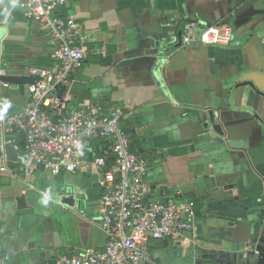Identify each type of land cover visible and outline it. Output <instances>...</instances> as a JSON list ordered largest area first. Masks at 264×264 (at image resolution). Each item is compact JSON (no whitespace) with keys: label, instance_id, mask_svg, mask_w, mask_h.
<instances>
[{"label":"crops","instance_id":"crops-1","mask_svg":"<svg viewBox=\"0 0 264 264\" xmlns=\"http://www.w3.org/2000/svg\"><path fill=\"white\" fill-rule=\"evenodd\" d=\"M20 1L0 0V68L30 76L29 67L56 63L54 44ZM55 12L89 38L87 59L65 87L68 108L87 101L120 110L147 162V197L196 203L185 247L149 240L156 264H242L248 246L264 243V0H66ZM187 21L229 26L232 40L178 45ZM28 84H0L2 115L27 105ZM7 136L0 133V146ZM24 150L21 136L10 154L19 165L0 157V264L103 248L94 169L52 176L23 164Z\"/></svg>","mask_w":264,"mask_h":264},{"label":"built area","instance_id":"built-area-1","mask_svg":"<svg viewBox=\"0 0 264 264\" xmlns=\"http://www.w3.org/2000/svg\"><path fill=\"white\" fill-rule=\"evenodd\" d=\"M65 2H19L29 19L43 23L44 37L54 44L56 63L51 68H28L29 75L35 78L28 84V103L13 114L0 113V133H20L25 148L23 164L41 167L52 176L94 169L101 189L100 227L107 240L101 249L77 248L38 264H156L148 249L149 240L172 239L185 247L196 233V203L147 197V162L131 150V136L121 124L120 110L87 101L68 108L65 87L87 59L89 38L73 17L55 12ZM231 40L229 26H202L187 21L181 28V45L185 46L227 45ZM260 41L264 45V36ZM5 75L0 68V84L9 86V82L2 80ZM97 138L110 142V157H89ZM12 141H4L0 146L2 159L4 145ZM109 160L111 167L107 168ZM8 257L7 254L5 259Z\"/></svg>","mask_w":264,"mask_h":264},{"label":"water","instance_id":"water-1","mask_svg":"<svg viewBox=\"0 0 264 264\" xmlns=\"http://www.w3.org/2000/svg\"><path fill=\"white\" fill-rule=\"evenodd\" d=\"M181 44V34H179V42L178 45ZM2 79L6 82L12 83V84H27V83H33L35 81L34 77L25 76V75H5L2 77ZM210 127L212 130H214L217 133H222V130L220 128L219 124H216L214 121V117L212 114H210ZM13 140V141H12ZM5 141H12L11 143H6L3 147V154L9 155V158L7 160V166H17L19 165L18 162H15L16 159L11 157V148L13 146H20L21 145V135H17L15 137L13 136H7L5 138ZM2 152L0 151V155ZM15 162V164H13ZM247 255L245 256V260L242 264H264V243L258 242L254 246H248L247 247Z\"/></svg>","mask_w":264,"mask_h":264},{"label":"trees","instance_id":"trees-1","mask_svg":"<svg viewBox=\"0 0 264 264\" xmlns=\"http://www.w3.org/2000/svg\"><path fill=\"white\" fill-rule=\"evenodd\" d=\"M110 150L111 147H110V142L108 140L97 138L94 140L92 144V151H89L88 154L89 157H91L92 155H105L107 157H110ZM131 150L138 154V151L135 150V148H133L132 144H131ZM110 167H111V161L109 160V164L107 168Z\"/></svg>","mask_w":264,"mask_h":264},{"label":"clouds","instance_id":"clouds-1","mask_svg":"<svg viewBox=\"0 0 264 264\" xmlns=\"http://www.w3.org/2000/svg\"><path fill=\"white\" fill-rule=\"evenodd\" d=\"M13 7H15V0H13V5H12ZM6 12H7V10H5Z\"/></svg>","mask_w":264,"mask_h":264}]
</instances>
